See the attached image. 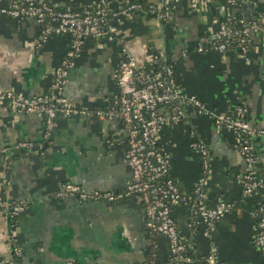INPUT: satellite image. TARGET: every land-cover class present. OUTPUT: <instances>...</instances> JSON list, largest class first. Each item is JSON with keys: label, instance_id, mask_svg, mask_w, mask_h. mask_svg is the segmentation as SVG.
<instances>
[{"label": "crops", "instance_id": "1", "mask_svg": "<svg viewBox=\"0 0 264 264\" xmlns=\"http://www.w3.org/2000/svg\"><path fill=\"white\" fill-rule=\"evenodd\" d=\"M12 0H0V8ZM61 8L84 6L93 0H53ZM159 0H116L117 4L143 2L116 21L113 40L88 38L68 69L63 94L86 115L56 114L51 135L43 138L40 114H16L0 94V261L13 264H168V241L150 235L144 226L140 201H82L57 197L69 181L80 188L117 191L131 178L124 159L125 140L119 118L107 113L117 92L116 70L124 50L139 63L151 54L174 68L181 89L197 96L204 110L187 108L189 124L162 130L160 146L170 154V175L181 191H189L202 175L199 158L189 146L193 128L210 154L205 178L209 206L222 196L234 206L217 221L210 239L201 227H187V205L171 206L180 235L196 256L214 249L219 258L258 264L261 256L252 244L257 194L243 196L239 176L244 161L234 147V136L216 132L208 111L232 112L237 106L256 128L253 140L257 170L264 177V34L253 33L245 53L197 52V42L214 30L209 12L219 15L226 0H177L168 18L147 12L146 3ZM264 8V0H254ZM206 4V5H205ZM112 6L114 7L115 5ZM245 15L249 14L246 8ZM38 24L0 13V93L13 89L26 95L49 90L52 72L67 51L69 39L53 35L37 46ZM31 142L20 147V142ZM21 202L25 209L10 217L3 198Z\"/></svg>", "mask_w": 264, "mask_h": 264}, {"label": "built area", "instance_id": "2", "mask_svg": "<svg viewBox=\"0 0 264 264\" xmlns=\"http://www.w3.org/2000/svg\"><path fill=\"white\" fill-rule=\"evenodd\" d=\"M177 0H159L146 3L147 12L159 20L170 16ZM204 1V0H203ZM209 1V0H208ZM249 3L250 0H242ZM115 5L114 7L112 6ZM202 0L196 2L200 9ZM238 0H226L219 7V15L209 12L214 30L202 37L195 45L197 52L210 50L224 52L227 47H236L245 53L253 33L264 34V8H260L259 25L250 19V14L238 12ZM143 2L117 4L116 0H93L76 8H61L53 0H12L8 6L0 8V13L13 19H33L39 26L37 46L46 43L53 35H64L69 39L66 53L52 72V80L47 92L26 95L13 89L2 90L1 97L7 101L9 109L16 114L35 113L43 117V138H49L56 114L86 115L87 110L70 103L63 94L68 69L80 56L88 38L113 40L117 31L115 22L126 17L130 11L143 7ZM201 8V9H202ZM233 18L237 19L232 23ZM238 23V25H237ZM117 92L107 113L116 115L124 133V159L131 178L121 190L86 191L77 184L63 182L55 191L57 197L73 196L82 201H119L136 197L143 208L144 226L150 235L165 236L168 241V264H253L235 263L219 258L214 249L201 256L194 254L187 241L180 235L171 206L187 205V227L191 232L201 227L202 235L210 239L216 223L234 206L233 201L222 196L214 198L213 206L208 205L205 178L210 169V154L205 142L191 127L188 129L190 149L197 154L202 175L189 191H181L170 175V154L160 146V135L168 127L188 125L187 108L204 110L202 101L194 94L184 92L176 80L174 68L151 54L145 62L139 63L125 50L115 78ZM211 125L216 132L225 129L234 136V147L243 158L245 169L239 176L243 196L257 194L259 200L249 213L255 219L252 244L258 249L264 264V177L257 170V156L253 140L256 128L245 118V110L237 106L232 112L208 111ZM31 142H20L27 147ZM10 217H16L25 209L21 202L3 198ZM0 264H13L0 261ZM67 264H74L68 261ZM147 264H155L150 260Z\"/></svg>", "mask_w": 264, "mask_h": 264}, {"label": "trees", "instance_id": "3", "mask_svg": "<svg viewBox=\"0 0 264 264\" xmlns=\"http://www.w3.org/2000/svg\"><path fill=\"white\" fill-rule=\"evenodd\" d=\"M238 1H239L240 4H239V7H238V12H236L235 14L239 15L238 13L245 12V10L247 8L248 11H249V14H250V19L252 21H256L257 24H258L259 23V19H260L259 18L260 17L259 14L261 12V9L257 7V5L255 4L254 0H250L249 3H245L242 0H238ZM236 20H237L236 18L235 19L233 18L232 23H234ZM237 25H238V23H237ZM226 49H227L226 51H235V52H239V53L241 52V50L239 48L232 47V46L227 47ZM210 51H214V50H210ZM207 52H209V51H207Z\"/></svg>", "mask_w": 264, "mask_h": 264}]
</instances>
